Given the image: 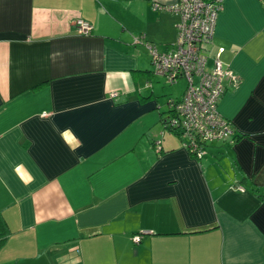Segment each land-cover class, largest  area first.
I'll return each instance as SVG.
<instances>
[{"label":"crops","instance_id":"0c3cea01","mask_svg":"<svg viewBox=\"0 0 264 264\" xmlns=\"http://www.w3.org/2000/svg\"><path fill=\"white\" fill-rule=\"evenodd\" d=\"M177 1L0 0V264H264V0H222L234 139L200 157L150 53L175 48Z\"/></svg>","mask_w":264,"mask_h":264},{"label":"built area","instance_id":"2783aa9c","mask_svg":"<svg viewBox=\"0 0 264 264\" xmlns=\"http://www.w3.org/2000/svg\"><path fill=\"white\" fill-rule=\"evenodd\" d=\"M222 0H178L175 4L160 7L179 18L175 48L163 54L150 49L154 74L162 76L167 83L185 80L186 88L179 101L169 104L171 116L166 126L179 133L187 141V150L198 157L202 146L212 141L233 142L234 132L230 122L217 111V104L225 91L224 81L233 85L237 77L223 66L220 49L209 67L211 45L216 19L221 11ZM77 33L89 35L91 27L76 21ZM138 243L139 236L133 237Z\"/></svg>","mask_w":264,"mask_h":264},{"label":"rangeland","instance_id":"374dc122","mask_svg":"<svg viewBox=\"0 0 264 264\" xmlns=\"http://www.w3.org/2000/svg\"><path fill=\"white\" fill-rule=\"evenodd\" d=\"M175 44H176V42L174 43V45ZM171 49H172V47H169L168 51H165V49H163V50H160L162 52H159V53L163 54V53H166V52H170ZM211 63H212V60H211ZM157 78H159V80L158 79L156 80V82H157L156 85H159L160 91L162 92V94L160 93V96H162V98L164 100H167V99H172V100L181 99V97H182V95L184 93V90L186 88V85H187L185 80H180V81H178L175 84H169V83H167V81L164 78H161V77H157ZM183 139L185 140V143H186L187 138L183 137Z\"/></svg>","mask_w":264,"mask_h":264},{"label":"trees","instance_id":"16d2710c","mask_svg":"<svg viewBox=\"0 0 264 264\" xmlns=\"http://www.w3.org/2000/svg\"><path fill=\"white\" fill-rule=\"evenodd\" d=\"M165 128L167 130H169L170 132L175 133L176 135L180 136L178 132L170 129L166 125H165ZM8 236H9V232H8V229H7V225H6L5 221L3 220V218L0 216V248L2 247V245L7 240Z\"/></svg>","mask_w":264,"mask_h":264}]
</instances>
